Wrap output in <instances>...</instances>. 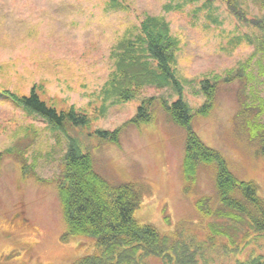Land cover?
<instances>
[{"label":"rangeland","instance_id":"obj_1","mask_svg":"<svg viewBox=\"0 0 264 264\" xmlns=\"http://www.w3.org/2000/svg\"><path fill=\"white\" fill-rule=\"evenodd\" d=\"M243 1L251 16L264 19V0ZM148 22L176 41L175 86L141 51ZM255 31L223 0H0V264H73L95 254L93 239L64 240L57 183L71 140L112 186L136 188L137 221L187 248L194 264L264 260V233L221 203L215 165H201L187 187L188 131L166 110L183 97L193 131L264 200V147L247 126L264 103ZM207 80L217 84L215 107L202 116ZM33 89L59 112L86 115L88 125L56 129L7 94ZM245 105L251 107L240 115ZM142 106L152 121L130 124ZM120 129L119 143L97 134ZM34 241L40 263L31 260Z\"/></svg>","mask_w":264,"mask_h":264},{"label":"trees","instance_id":"obj_2","mask_svg":"<svg viewBox=\"0 0 264 264\" xmlns=\"http://www.w3.org/2000/svg\"><path fill=\"white\" fill-rule=\"evenodd\" d=\"M230 13L243 25L256 31L257 54L264 56V19L251 16L243 0H223ZM253 17V18H252ZM150 22V21H149ZM149 22L144 23L147 39L144 42V57L153 59L158 64V77L164 82L178 84L175 80L173 64L176 59V41L168 35V30L156 31ZM173 82V83H171ZM217 82V81H216ZM206 103L198 110V115L208 116L215 107L217 84L210 80L203 82ZM11 100L28 111L47 121L52 127L64 130L67 124L75 127L86 126L88 117L75 109L59 112L44 102L33 89L29 96H18L7 92ZM182 94V93H181ZM128 98V94L124 95ZM251 106L245 105L240 115L248 113ZM248 119L247 126L253 140H259L264 147V103ZM166 110L173 121L188 131L185 159L183 164L184 179L187 187L196 183L198 169L201 165H215L217 169L216 186L221 203L245 215L250 225L258 232L264 233V200L259 197L257 186L251 182L239 180L229 170L225 158L216 150L208 147L192 129L193 114L191 107L180 97ZM152 121L147 108L142 106L130 124L142 125ZM121 130L113 133L99 131L97 134L113 143H119ZM3 154H0V163ZM60 205L66 224L64 240L70 238H89L95 241V254L88 255L73 264H147L149 257L166 260L165 264H194V256L188 254L187 248L165 237L151 225H143L135 218L140 208L141 195L132 184L112 186L99 175L89 154H84L74 140L64 157V171L57 183ZM164 264V263H163ZM243 264V263H237ZM250 264H264L257 259Z\"/></svg>","mask_w":264,"mask_h":264},{"label":"flooded vegetation","instance_id":"obj_3","mask_svg":"<svg viewBox=\"0 0 264 264\" xmlns=\"http://www.w3.org/2000/svg\"><path fill=\"white\" fill-rule=\"evenodd\" d=\"M37 243H38V241H34L33 242V245L29 247V251L31 252V254L33 253V251H34L33 249L35 248V246L37 245ZM31 260L32 261H35L36 260L37 262L39 261L38 258H37V256L35 255V253L31 255ZM38 263H40V261Z\"/></svg>","mask_w":264,"mask_h":264}]
</instances>
